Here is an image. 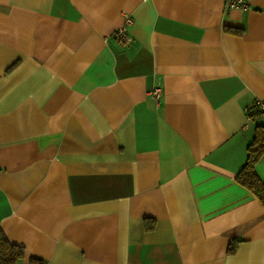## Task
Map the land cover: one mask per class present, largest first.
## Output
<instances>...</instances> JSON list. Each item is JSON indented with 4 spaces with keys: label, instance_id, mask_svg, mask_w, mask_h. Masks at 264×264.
<instances>
[{
    "label": "crops",
    "instance_id": "1",
    "mask_svg": "<svg viewBox=\"0 0 264 264\" xmlns=\"http://www.w3.org/2000/svg\"><path fill=\"white\" fill-rule=\"evenodd\" d=\"M224 2L0 0V231L17 264H264V207L235 180L264 124L246 116L264 102V0Z\"/></svg>",
    "mask_w": 264,
    "mask_h": 264
},
{
    "label": "trees",
    "instance_id": "2",
    "mask_svg": "<svg viewBox=\"0 0 264 264\" xmlns=\"http://www.w3.org/2000/svg\"><path fill=\"white\" fill-rule=\"evenodd\" d=\"M232 31L238 33L237 31ZM258 115H264V113L251 114V118ZM262 158H264V124L255 126L254 136L246 147L245 162L235 175L237 183L252 193L261 206L264 207V181L259 178L255 171L256 163ZM152 227V222L145 224L146 229H151ZM23 256V248L10 244L0 231V264H17ZM28 264H45V262L30 258Z\"/></svg>",
    "mask_w": 264,
    "mask_h": 264
},
{
    "label": "built area",
    "instance_id": "3",
    "mask_svg": "<svg viewBox=\"0 0 264 264\" xmlns=\"http://www.w3.org/2000/svg\"><path fill=\"white\" fill-rule=\"evenodd\" d=\"M224 7L226 10L237 9L240 11H246L248 9V5L246 0H225ZM132 24V19L128 14L123 13V23L122 25L113 32V36L122 43H128L132 39L127 33V28ZM149 94L155 97L157 100L160 99L161 91L159 88H155L150 91ZM254 113H264V102L258 100L253 104L250 108L246 110L247 119H251V114Z\"/></svg>",
    "mask_w": 264,
    "mask_h": 264
}]
</instances>
